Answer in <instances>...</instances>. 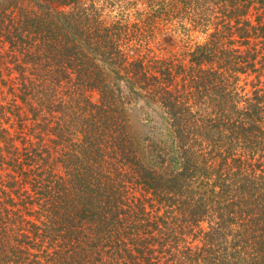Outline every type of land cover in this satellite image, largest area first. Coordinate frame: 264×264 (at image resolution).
<instances>
[{"label":"trees","instance_id":"obj_1","mask_svg":"<svg viewBox=\"0 0 264 264\" xmlns=\"http://www.w3.org/2000/svg\"><path fill=\"white\" fill-rule=\"evenodd\" d=\"M100 1L0 0V264H264V0Z\"/></svg>","mask_w":264,"mask_h":264},{"label":"rangeland","instance_id":"obj_2","mask_svg":"<svg viewBox=\"0 0 264 264\" xmlns=\"http://www.w3.org/2000/svg\"><path fill=\"white\" fill-rule=\"evenodd\" d=\"M109 1H112V0H101L99 2L98 7H99V10H101V13L103 15L109 14V15H113L114 16L115 14H118V11L124 12L125 13L124 15H127V17H130L129 20H130L131 23H134V22L138 21L140 19V16L144 15L146 10H147V8H146V0H136V2H133V0H128V2L132 1L133 5H130L129 8H125V10H123V11L121 10V8H119L117 6V4H113L112 6H110L108 4ZM251 19H254L253 15L251 16ZM176 35L178 36V38L181 39V41L184 40L185 37H186V36H184V35H182L180 33H176ZM192 38H196V35H193ZM166 40L168 41L167 38H166ZM93 98H95V96ZM133 102H136V101H133ZM141 105H142L141 102L136 103V106H139L140 108H141ZM144 108L145 107H143V109ZM133 112H134L135 120H137L136 116L138 117V116H141L143 114L147 116V112L148 111L146 112V110L144 109L143 112H142V111H137V110L134 109ZM148 113H151L150 115L152 117L149 120V116H148V123L145 122V121H143V122L136 121L135 122L133 114L131 113V115L133 117L134 126L136 125L135 126L136 130L140 129L141 131L146 133V130H147L148 126H151V125H154V124H158L157 118L152 114V112H148ZM149 121H150V123H149Z\"/></svg>","mask_w":264,"mask_h":264}]
</instances>
